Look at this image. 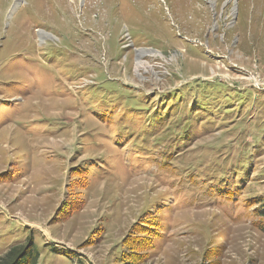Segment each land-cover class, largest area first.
Here are the masks:
<instances>
[{"label": "rangeland", "instance_id": "obj_1", "mask_svg": "<svg viewBox=\"0 0 264 264\" xmlns=\"http://www.w3.org/2000/svg\"><path fill=\"white\" fill-rule=\"evenodd\" d=\"M262 200L264 0H0V259L264 264Z\"/></svg>", "mask_w": 264, "mask_h": 264}, {"label": "trees", "instance_id": "obj_2", "mask_svg": "<svg viewBox=\"0 0 264 264\" xmlns=\"http://www.w3.org/2000/svg\"><path fill=\"white\" fill-rule=\"evenodd\" d=\"M199 85L201 84L202 85V82L199 81L198 82ZM224 86L221 85V88L218 90H222ZM212 98H217L215 96H208L206 97V100L208 103L209 101H212ZM181 97H176V100L174 97H172L171 99H169V101H177V103L180 101ZM167 101V100H166ZM205 103V104H206ZM227 103V102H226ZM133 107H135L136 109H145L146 107L144 106H141V105H138L136 101L133 102ZM170 108V107H169ZM168 108V109H169ZM183 108V105H178L177 106V109H182ZM212 109V108H210ZM210 109H208L209 111H211ZM233 110L231 109H228V110H225L226 113H231ZM152 121H161L163 118H160V119H155L153 118V116H150L149 117ZM176 123L177 125L172 127L174 132L176 133V139H177V142L179 143V141H182L186 138V134H187V127L188 125H181V122L183 121L182 119H179L177 118L176 119ZM151 131H155V129H157V126L153 125L150 127ZM250 134L252 132H249ZM252 135V134H251ZM154 137H157V138H161L159 137V135H155ZM259 141V140H258ZM257 141V142H258ZM178 146H174V149H177ZM239 156L241 157H246L247 154L245 153H240ZM219 161L218 160H215V164H216V167H215V170H212V172L215 174L216 172H220L221 173V176L222 178H225L228 173H229V170H225L224 172H221L220 169H223L225 166H226V163H223V164H220L218 165ZM239 163V162H238ZM232 165V164H231ZM246 164L240 162V165L239 167L237 168H232V172L234 173H239L240 175H243V177L246 176V172L248 171L247 166H245ZM189 167H191L192 169H195L197 166H194L193 164H191ZM233 167V166H232ZM233 175L235 174H231V179H233ZM239 179H241V177H237ZM227 179V178H226ZM231 179H228L226 180L225 183L229 182ZM244 183L243 179H241L238 184H233L235 187L234 188H229L227 186V189H223L221 188L219 190V192H225L227 193V199L231 200L233 199V196L237 193H239V191H241V187H242V184ZM227 185V184H226ZM222 187V186H221ZM256 201H259V200H256ZM262 205L261 207L264 209V202L263 200L261 201ZM262 218L264 219V212L262 213ZM160 235V234H159ZM3 237H7L6 235H4ZM153 245V244H152ZM2 257V256H1ZM134 257L136 259H139V257L135 256ZM39 260H40V254H39V250L37 248V246L32 242V240H29L28 243L26 245H22V246H14L12 247L5 255H3V257L0 259V264H39Z\"/></svg>", "mask_w": 264, "mask_h": 264}, {"label": "bare ground", "instance_id": "obj_3", "mask_svg": "<svg viewBox=\"0 0 264 264\" xmlns=\"http://www.w3.org/2000/svg\"><path fill=\"white\" fill-rule=\"evenodd\" d=\"M261 19V18H260ZM138 66H139V68H144L143 67V62L141 61V60H139V62H138Z\"/></svg>", "mask_w": 264, "mask_h": 264}]
</instances>
